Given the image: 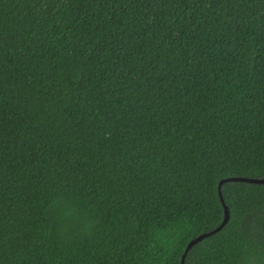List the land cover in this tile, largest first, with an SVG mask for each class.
<instances>
[{
    "label": "trees",
    "instance_id": "trees-1",
    "mask_svg": "<svg viewBox=\"0 0 264 264\" xmlns=\"http://www.w3.org/2000/svg\"><path fill=\"white\" fill-rule=\"evenodd\" d=\"M264 179V0H0V264H182ZM185 264H264V185Z\"/></svg>",
    "mask_w": 264,
    "mask_h": 264
},
{
    "label": "water",
    "instance_id": "water-1",
    "mask_svg": "<svg viewBox=\"0 0 264 264\" xmlns=\"http://www.w3.org/2000/svg\"><path fill=\"white\" fill-rule=\"evenodd\" d=\"M229 182H241V183H250V184L264 185V179L248 178V177H240V176H238V177H229V178L223 179L220 182L219 195H220L222 204L224 206V220H223L222 224L218 228H216L215 230H213L211 232H208V233L201 234L200 236H198L197 238H195V239H193L192 241L189 242V244H188V246H187V248H186V250L184 252L183 258H182V264H185L186 257L188 255L189 251L194 246H196L197 244L202 242L207 237H210V236L218 233L219 231H221L229 223L230 218H231L230 209L227 206V204L225 203V200H224V197H223V194H222V186L225 183H229Z\"/></svg>",
    "mask_w": 264,
    "mask_h": 264
}]
</instances>
